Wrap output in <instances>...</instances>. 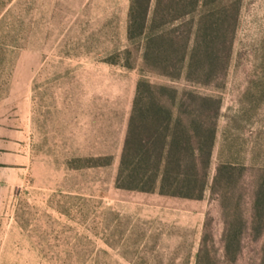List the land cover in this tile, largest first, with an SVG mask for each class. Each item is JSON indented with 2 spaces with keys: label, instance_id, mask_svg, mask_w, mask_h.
<instances>
[{
  "label": "rangeland",
  "instance_id": "1",
  "mask_svg": "<svg viewBox=\"0 0 264 264\" xmlns=\"http://www.w3.org/2000/svg\"><path fill=\"white\" fill-rule=\"evenodd\" d=\"M5 4L0 264H195L201 243L224 262L223 233L237 216L243 234L230 264H264V225L255 235L252 221L264 169V0L241 1L226 71L205 85L143 67L126 38L129 0ZM116 54L120 64L104 61ZM139 78L220 98L201 199L114 185ZM106 155V166L79 167L78 157ZM220 161L243 166L242 175L212 191Z\"/></svg>",
  "mask_w": 264,
  "mask_h": 264
},
{
  "label": "trees",
  "instance_id": "2",
  "mask_svg": "<svg viewBox=\"0 0 264 264\" xmlns=\"http://www.w3.org/2000/svg\"><path fill=\"white\" fill-rule=\"evenodd\" d=\"M0 0V21L6 2ZM242 0H129L128 43L137 44L143 67L170 79L182 75L205 85L226 71ZM4 46L0 43V59ZM129 54V50L125 49ZM119 54L104 61L120 64ZM129 68L126 61L122 64ZM221 101L195 90L152 84L139 78L131 103L115 173L117 188L188 199L203 197L216 135ZM79 167L106 166V156L78 157ZM243 166L220 161L211 190L227 188L242 175ZM225 195V194H224ZM252 221L255 235L264 225V169L256 181ZM240 216L223 233V257L210 255L203 243L195 264H230L240 251Z\"/></svg>",
  "mask_w": 264,
  "mask_h": 264
},
{
  "label": "crops",
  "instance_id": "3",
  "mask_svg": "<svg viewBox=\"0 0 264 264\" xmlns=\"http://www.w3.org/2000/svg\"><path fill=\"white\" fill-rule=\"evenodd\" d=\"M13 132H14V135H13L14 136L13 137L14 139L12 140V144H13L14 148H17V146L19 145V143L17 141H15L17 131L16 130H13Z\"/></svg>",
  "mask_w": 264,
  "mask_h": 264
}]
</instances>
